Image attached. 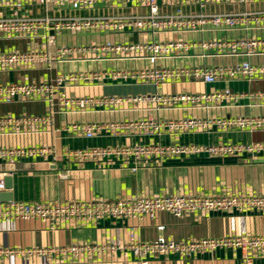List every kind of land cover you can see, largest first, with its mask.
<instances>
[{
	"label": "built area",
	"instance_id": "2783aa9c",
	"mask_svg": "<svg viewBox=\"0 0 264 264\" xmlns=\"http://www.w3.org/2000/svg\"><path fill=\"white\" fill-rule=\"evenodd\" d=\"M51 7L50 14L37 10ZM211 7L228 10L211 12ZM195 8L196 11H186ZM88 9H116L115 13L72 14ZM130 10L121 13V10ZM143 11V12H142ZM105 33L135 35L137 40H107L64 44L65 34ZM233 34L234 36H230ZM43 39V46L34 42ZM0 40H27L26 49L0 50V72L36 69L62 63H105L141 61L151 66L138 69H87L60 71L47 81H15L0 83V104L16 100L40 101L47 112L37 115H0V133L20 126H50L55 111L60 113L104 111L122 105H148L154 110L196 107L207 109L226 102L231 105L249 100L264 106V90L222 91L202 93H159L165 83L190 81L210 84L225 81L256 82L264 80V0H0ZM200 58L228 59L223 63L200 64L191 67L162 66L159 61ZM105 81L148 83L152 94L126 96H70L60 89L69 85H89ZM231 129L253 132L264 130V115H234L216 117H184L160 120L150 116L114 122H72L57 132L92 138L103 131L114 134L139 133L160 137L164 133L210 132ZM106 161L117 159L136 165L144 159L172 157L264 158V142L201 143V144H137L113 147L62 148L59 152L46 146L0 147V162L14 164L22 160ZM6 173L0 172V194L6 189ZM253 211L264 213V195H183L133 197L115 201L94 199L66 203L7 201L0 199V220L37 219L47 227L70 220L96 222L102 219L140 220L154 218L157 213L183 217L199 212ZM158 230L162 226L157 227ZM217 249L241 250L246 264L249 253L264 256V235L237 236L174 242L158 236L150 242L136 239L134 230L128 233L124 245L78 244L62 249L34 251L47 255H100L106 252L129 253L143 260L149 256L176 254L193 256ZM31 253V251H27ZM2 254H10L0 251Z\"/></svg>",
	"mask_w": 264,
	"mask_h": 264
},
{
	"label": "crops",
	"instance_id": "0c3cea01",
	"mask_svg": "<svg viewBox=\"0 0 264 264\" xmlns=\"http://www.w3.org/2000/svg\"><path fill=\"white\" fill-rule=\"evenodd\" d=\"M211 12L228 10L227 7H211ZM130 11V10H127ZM121 10V13L127 12ZM186 11H196L186 8ZM53 12L51 7L38 9L37 13ZM116 9H88L73 11L72 14L115 13ZM143 12V11H142ZM230 36H234L231 34ZM107 40H137L135 35H109L105 33L65 34L59 42L78 44L86 42H104ZM43 46V39L34 40ZM29 46L27 40H0V50L19 49ZM228 59L188 58L159 61L157 67H191L203 63L218 64ZM151 66L141 61L103 62V63H57L36 69H18L0 72V83L15 81H47L60 71L87 69H138ZM264 90V80L256 82L225 81L203 84L200 82L175 81L159 87L158 92L202 93L222 91ZM156 91L148 83L105 81L89 85H69L60 89L70 96H126L152 94ZM47 107L40 101L16 100L11 104H0V115H37L47 112ZM234 115H264V106L249 100H241L236 105L223 102L221 105L203 108H164L154 110L148 105L125 104L116 109L104 111L69 112L55 111L50 126H20L6 128L0 133V147L46 146L60 151L62 148L113 147L137 144L163 145L170 143H237L264 142V130L253 132L231 129L210 132L164 133L160 137L144 136L139 133L114 134L103 131L92 138L57 132L56 129L72 123L114 122L152 117L160 120L181 119L184 117H216ZM131 161L111 159L106 161H67L60 156L54 160H22L14 164L0 162V172L6 173L11 185L1 194L3 202H42L66 203L102 199L115 201L133 197L162 196L167 194L183 195H264V158H207V157H172L165 159H144L131 168ZM162 226L161 230L157 227ZM134 230L140 242H150L158 236L174 242L193 240L264 235V213L253 211L238 212H199L183 217L169 213H157L154 218L140 220L102 219L96 222L70 220L49 228L37 219L0 220V264H142V260L129 253L106 252L100 255L72 256L70 254L47 255L34 251L62 249L78 244L87 245H124L130 230ZM31 251V253L27 252ZM250 264H264V256L249 253ZM145 264H246L241 250L217 249L193 256L176 254L149 256L143 259Z\"/></svg>",
	"mask_w": 264,
	"mask_h": 264
},
{
	"label": "water",
	"instance_id": "95a60500",
	"mask_svg": "<svg viewBox=\"0 0 264 264\" xmlns=\"http://www.w3.org/2000/svg\"><path fill=\"white\" fill-rule=\"evenodd\" d=\"M8 180H5V185H6V188H10L11 185L9 184V182H7Z\"/></svg>",
	"mask_w": 264,
	"mask_h": 264
}]
</instances>
